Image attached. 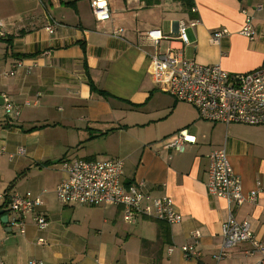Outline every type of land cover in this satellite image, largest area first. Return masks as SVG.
I'll return each instance as SVG.
<instances>
[{"label":"crops","instance_id":"0c3cea01","mask_svg":"<svg viewBox=\"0 0 264 264\" xmlns=\"http://www.w3.org/2000/svg\"><path fill=\"white\" fill-rule=\"evenodd\" d=\"M107 3L111 18L101 22L89 0H0L6 33L0 38V193L42 200L26 215L24 235L0 215V264H214L227 207L205 181L209 154L220 148L243 194L261 183L255 203L234 204L232 211L264 241V125L201 119L193 105L156 89L149 75V54L169 49L233 74L264 66V8L257 9L264 0H192L195 12L178 0ZM245 14L253 18L252 40L240 34ZM52 19L58 26L49 33ZM179 23L186 24L188 44L178 39ZM116 28L123 29L118 38L111 36ZM222 29L228 33L211 42ZM150 30L164 36L156 46ZM18 62L24 66L17 69ZM26 100L37 104L25 106ZM7 101L19 114L7 112ZM181 130L194 142L175 153L168 145ZM19 148L25 154H16ZM74 158L122 159V184L141 183L152 198L170 197L182 221L168 225L140 215L127 223L123 208L111 203L61 204L55 192L60 163ZM0 210L11 216L1 202ZM39 212L47 217L45 229L35 224ZM193 230L201 233L196 261L180 251ZM169 246L174 250L167 255ZM248 249L247 243L226 249L219 264H254Z\"/></svg>","mask_w":264,"mask_h":264},{"label":"built area","instance_id":"2783aa9c","mask_svg":"<svg viewBox=\"0 0 264 264\" xmlns=\"http://www.w3.org/2000/svg\"><path fill=\"white\" fill-rule=\"evenodd\" d=\"M42 3V0H30ZM92 14L97 21H107L111 18L107 0H89ZM264 8L258 5L257 9ZM192 12L195 9L191 8ZM252 16L245 14L244 24L240 34L252 40L255 28ZM58 22L54 19L46 26L49 33H53ZM123 32L116 28L111 36L118 38ZM228 31L222 29L213 33L210 40L217 43ZM3 23L0 21V38L5 36ZM178 39L188 44L186 24L179 23L177 29ZM161 30H150L147 38L156 46L163 38ZM149 75L153 86L175 97L177 100L193 105L199 118L221 122L243 123L248 125H264V66L244 73H229L219 64L204 65L182 57L174 50L164 53L149 54ZM18 62L16 68L23 67ZM33 66V65H32ZM32 66L28 67L31 70ZM16 69V70H17ZM15 70V69H14ZM14 71L10 72L12 75ZM37 100H26L23 105L35 106ZM7 112L12 110L19 114V107L12 102L5 104ZM194 142L186 130H181L171 137L169 147L175 153L185 152L187 146ZM18 155L25 154L24 148H19ZM13 157V154L10 155ZM209 167L206 172V188L209 194L225 200L227 217L222 225V244L219 252L214 256L215 263L224 258L225 251L241 243H247L248 256L254 257V264H264V241L258 239L251 230L247 221L238 222L233 214L232 206L241 205L246 201L255 203L260 193L261 183H256V189L248 195L243 194L241 178L233 171L223 148L215 149L209 154ZM63 174L61 182L56 186L55 192L58 201L63 205L96 206L105 203L121 206L123 220L134 223L138 216L153 218L168 225L178 224L182 216L174 207L170 197L152 198L142 188V184L125 186L121 182L123 160L120 158H98L87 160L74 158L60 163ZM0 202L6 205L11 213L8 222L20 235L26 233V215L42 205L39 197L30 194L0 193ZM145 202V203H144ZM34 221L39 229H45L48 224L43 212L35 215ZM201 233L193 230L189 233L190 242L180 247L183 257L187 260H199L201 250L199 239ZM44 240L39 238L38 244ZM174 247L166 248L170 255ZM27 264H43L42 260L32 259ZM95 264H106L96 261Z\"/></svg>","mask_w":264,"mask_h":264},{"label":"trees","instance_id":"16d2710c","mask_svg":"<svg viewBox=\"0 0 264 264\" xmlns=\"http://www.w3.org/2000/svg\"><path fill=\"white\" fill-rule=\"evenodd\" d=\"M143 1L147 5H154V4H158L161 0H143ZM178 1L181 2L186 9L191 10L193 6L192 0H178ZM100 94L103 97H107V94H105L104 92H100Z\"/></svg>","mask_w":264,"mask_h":264},{"label":"water","instance_id":"95a60500","mask_svg":"<svg viewBox=\"0 0 264 264\" xmlns=\"http://www.w3.org/2000/svg\"><path fill=\"white\" fill-rule=\"evenodd\" d=\"M0 215H1V221L4 224L8 223V215L3 214V210H0Z\"/></svg>","mask_w":264,"mask_h":264},{"label":"rangeland","instance_id":"374dc122","mask_svg":"<svg viewBox=\"0 0 264 264\" xmlns=\"http://www.w3.org/2000/svg\"><path fill=\"white\" fill-rule=\"evenodd\" d=\"M71 155V154H70ZM72 157V156H71ZM251 262H252V259H251Z\"/></svg>","mask_w":264,"mask_h":264}]
</instances>
